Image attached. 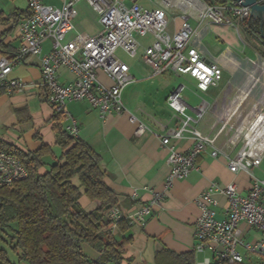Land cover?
Instances as JSON below:
<instances>
[{"label":"built area","instance_id":"1","mask_svg":"<svg viewBox=\"0 0 264 264\" xmlns=\"http://www.w3.org/2000/svg\"><path fill=\"white\" fill-rule=\"evenodd\" d=\"M78 1L66 0L61 7H56L43 0H27L29 11L16 23L20 45L9 56H0V92L14 95L24 92L29 85L38 86L44 91L54 115L61 114L69 120L65 129L72 136L78 132V121L68 110L72 101H89L101 118L110 113L127 112L123 90L131 83L132 75L118 51L123 50L128 56L136 57L140 46L137 35H153L152 43L144 51V59L151 67L153 77L167 71L188 75L196 80L197 90L203 93L222 80L223 68L193 44L194 30L187 19L171 33L164 8L147 9L136 0H132L130 6L123 0L111 3L86 0L97 11L101 30L94 35L79 33L73 39H67L74 28L72 19L78 12ZM181 1L193 6L199 18H209L217 23H231L236 19L239 24L251 17L250 7L236 0L213 5L203 4L200 0ZM258 2L264 3V0ZM2 40L0 37V47ZM47 40L51 41V49L43 54V43ZM32 56H41V80L37 84L12 76L15 67L25 64ZM260 57L261 61L255 63L246 83L235 93L237 108L221 117L222 125L218 133L228 130L232 134L231 145L234 148L240 146L234 156L216 147L217 135L205 134L198 128L197 124L208 113L205 101L195 108L191 107L182 95L183 86L176 88L167 98L179 125L162 138L163 145L170 151L166 189L172 186L174 179L188 176L196 168L197 156L209 149L213 157H227L228 169L232 173L245 171L252 179L247 193H243L236 182L222 184L214 181L197 198L200 214L195 223L196 243L193 250L197 255H208L197 260L196 264H212L219 259L264 264V177L259 178L254 173V169L261 167L264 161V83L261 78L264 57ZM60 67L73 72L74 80L62 83L58 76ZM99 71L112 81L110 85L100 81ZM254 94L255 104L239 125L241 116L237 117V111ZM190 109L193 113L189 112ZM129 119L138 123L137 134L149 130L135 115L130 114ZM187 134L195 141L188 152L183 153L170 144L171 137L183 138ZM28 174L27 167L18 156L0 151V186H12ZM219 193L227 200L220 216L217 210L220 201L216 196ZM163 197V192H153L151 203L143 204L127 215L119 206H114L109 216L114 222L127 218L131 224L145 225L153 213V206L159 205Z\"/></svg>","mask_w":264,"mask_h":264},{"label":"crops","instance_id":"2","mask_svg":"<svg viewBox=\"0 0 264 264\" xmlns=\"http://www.w3.org/2000/svg\"><path fill=\"white\" fill-rule=\"evenodd\" d=\"M43 1L61 7L66 0ZM104 1L111 3L114 0ZM123 1L127 6L133 4L132 0ZM200 1L207 4L204 0ZM136 2L151 10L164 8L169 19L168 31L171 33L177 31L182 21L187 19L194 30L193 44L208 59L217 62L223 68V77L229 76L224 86H222V78L217 86H211L207 92H201L199 96L203 100L199 104L192 105L184 96L187 85L178 83V78L185 76L192 82L195 88L194 92L191 91L192 95L200 92L196 88L195 79L174 71L152 76L151 67L144 59V51L153 41V35L148 33L151 38L145 44L138 40V36L145 37L147 34L136 36L140 43L136 57L132 58L126 54L129 57L127 62L119 55L129 65L132 75L131 83L123 90L127 112L110 113L101 118L87 100L72 101L68 104L70 114L78 121L76 136L86 142L98 155L100 168L104 171V180L116 193L118 206L124 215L132 213L143 204L151 203L153 192L164 193L160 204L153 206V213L147 218L145 225L133 223L125 233L127 237H132V240L125 246L122 262V264H157V253L164 249L175 253L193 250L196 243L195 223L200 214L196 200L212 182L217 181L222 184L236 182L243 193H247L252 182L245 171L232 173L228 169L227 157L224 155L213 157L209 149L197 156L196 168L188 176L174 179L172 186L166 189L165 184L170 172L168 164L170 151L163 145L162 138L179 125V119L168 106L167 98L172 91L183 86L182 95L191 107L195 108L205 101L208 113L205 119L197 124L198 128L205 134L217 135L216 147L234 156L240 146L234 148L231 145L232 134L228 130L224 129L218 133L222 125L221 117L237 108L235 93L248 80L250 65H254L255 68V63L261 61L259 59L261 54L255 51L256 58L252 59L229 44L222 46L220 43L224 41L219 34L215 37V41L212 40L210 37L215 33L213 24L221 23L209 18H199L197 10L186 2L181 0H136ZM76 8L78 12L72 19L74 28L68 33L67 39L71 40L79 33L97 34L101 30L97 11L86 0H79ZM28 11L27 0H0V37L3 38L1 45L3 50L0 48V56H9L20 45L16 23ZM50 49L51 41L47 40L43 43V54ZM140 50H142L141 55ZM40 58L41 56L29 57L25 64L15 67L12 76L29 84L39 83ZM249 59L252 60L248 61ZM238 75L239 77L236 78ZM58 76L62 83H69L75 78L74 73L66 67L58 69ZM98 76L102 83L111 84L112 81L104 72L99 71ZM261 78L264 83V73L261 74ZM255 98L256 94L238 109L237 114L245 105H254ZM16 109L20 110L17 112ZM189 112L193 113V110L190 109ZM130 114L145 123L149 130L137 134L138 123L130 121ZM68 124L69 120L62 118L61 126L65 128ZM58 125L53 110L46 101L44 91L38 86L29 85L24 92L14 95L0 92V139L24 152L35 151L42 145H47L51 150L44 157L46 165L59 160L65 152L57 144ZM170 144L186 153L194 146L195 141L187 134L183 138L171 137ZM263 164L264 161L261 167L254 169L255 175L259 178L264 177ZM46 169L47 166L42 170ZM256 170H260L263 176L258 175ZM82 190L84 191V188ZM134 193L136 197H133ZM216 196L220 201V206L217 208L220 216L223 207L227 205V200L220 193ZM79 203L86 211L97 208V203L85 193L82 194ZM243 226L248 228L246 224ZM84 250L93 258L99 256V253L87 244L84 245ZM197 260H199L198 255Z\"/></svg>","mask_w":264,"mask_h":264},{"label":"trees","instance_id":"3","mask_svg":"<svg viewBox=\"0 0 264 264\" xmlns=\"http://www.w3.org/2000/svg\"><path fill=\"white\" fill-rule=\"evenodd\" d=\"M227 1L206 0L210 5ZM240 24L260 39L264 49L260 20L249 17ZM0 48L3 50V46ZM62 118L55 114L59 123L57 144L65 152L51 164L44 161L51 150L47 145L24 152L0 139V151L18 156L29 172L12 186H0V242L7 245L0 246V264H122L124 260L125 246L132 240L125 234L131 223L127 218L118 222L110 218V210L118 206L117 197L104 180L98 155L61 126ZM83 193L97 203L96 209L82 208L79 199ZM85 244L99 256H89ZM8 248L16 260L10 257ZM156 262L196 264L197 254L194 250L175 253L164 249L157 253ZM212 264L244 263L219 259Z\"/></svg>","mask_w":264,"mask_h":264},{"label":"rangeland","instance_id":"4","mask_svg":"<svg viewBox=\"0 0 264 264\" xmlns=\"http://www.w3.org/2000/svg\"><path fill=\"white\" fill-rule=\"evenodd\" d=\"M204 1L206 2V0ZM207 4L210 5L209 2H207ZM213 30L215 33L212 34L210 38L215 41V37H218V34H219V36L223 38V41H224V43H220L222 44V46L229 44L230 46L235 48L240 53H246L247 56L251 57L252 59L256 58L255 51H257L259 54H261L264 57V49H263L260 39L257 36L246 32L243 24H238V21L236 19H233V22L231 23L213 24ZM150 38H151L150 34H147V36L145 37L138 36V40L144 44L148 42ZM139 53L141 55L142 50H140ZM118 55L122 56V58L125 61L127 62L129 61V57L126 54H123L122 50L118 52ZM259 59L261 60V57H259ZM246 65L249 66L250 64H246ZM250 66H251V69L254 68V65L251 64ZM228 77H229L228 75H224L223 80H222V86H224L227 83ZM238 77L239 75L236 78ZM157 79L155 78V80ZM178 83L187 85L186 90L184 91V96H186V98L189 99L192 105H197L203 100V98L199 96L201 95V92H197V95H192V93L195 91V88L192 85V82L187 77L185 76L179 77ZM252 107H253V104H251L250 106L245 105L240 110L238 114V117L239 115L241 116L239 125L242 124L245 116L252 110ZM262 168L264 169V164ZM256 171L258 175L263 176L260 170H256ZM2 245H6V244L3 242H0V246ZM9 255L12 259L13 258L16 259V255L14 254L12 250H9ZM206 255L208 254H203V253L199 254L198 259H203V257ZM250 257L254 258L253 256H250Z\"/></svg>","mask_w":264,"mask_h":264},{"label":"water","instance_id":"5","mask_svg":"<svg viewBox=\"0 0 264 264\" xmlns=\"http://www.w3.org/2000/svg\"><path fill=\"white\" fill-rule=\"evenodd\" d=\"M243 6L250 7V16L260 20L261 29L264 25V3H259L258 0H236Z\"/></svg>","mask_w":264,"mask_h":264}]
</instances>
